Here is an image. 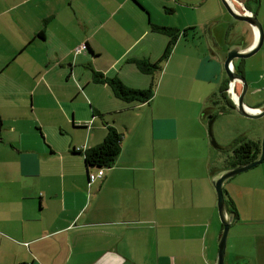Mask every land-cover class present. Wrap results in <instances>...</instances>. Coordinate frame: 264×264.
<instances>
[{
	"label": "crops",
	"instance_id": "0c3cea01",
	"mask_svg": "<svg viewBox=\"0 0 264 264\" xmlns=\"http://www.w3.org/2000/svg\"><path fill=\"white\" fill-rule=\"evenodd\" d=\"M198 1L0 0V264H215L222 225L209 175L212 167H225L226 154L213 152L203 126L183 131L179 123V104L199 114L212 81L221 88L229 79L222 77L223 42L210 44L200 34L208 0ZM240 1L255 13V0ZM201 10L203 18H197L194 12ZM257 16L264 26V0ZM155 25L181 34L155 76L151 119L144 127L146 116L130 110L108 84L96 83L91 68L148 87L150 76L131 61L160 59L169 36ZM244 34L246 49L256 33L247 24ZM83 44L87 48L76 53ZM261 48L264 60V43ZM241 65L248 82L244 100L258 107L264 103V61L250 76ZM182 71L192 78L184 79ZM193 89L197 99L193 93L190 98ZM105 122L125 135L122 151L105 177L89 184L84 155L73 150L100 144ZM220 135L230 145L239 136L261 142L260 132ZM192 151L201 155L185 160L209 174L202 181L186 175L182 188L180 176L165 180V171L179 164L170 152ZM261 180L256 189L264 193ZM245 183H225V197L236 208L232 189L241 203ZM247 184L250 200L255 181ZM252 207L247 218L238 207L230 228L264 219L252 214L255 202ZM242 243L235 234L228 238L231 264L238 258L236 246L245 254Z\"/></svg>",
	"mask_w": 264,
	"mask_h": 264
},
{
	"label": "rangeland",
	"instance_id": "374dc122",
	"mask_svg": "<svg viewBox=\"0 0 264 264\" xmlns=\"http://www.w3.org/2000/svg\"><path fill=\"white\" fill-rule=\"evenodd\" d=\"M217 2H219L218 6H217ZM195 3L197 5L199 1L195 0ZM204 10L207 11L208 20L206 22L207 24L205 28H202V33L200 34L202 38H204L206 42L210 44L212 43L214 44L217 41V39L223 42V46H224L223 51L222 52L219 51V52H220L221 58L224 59L225 57L224 55L226 53V47H228L229 45L233 43L236 45V43L240 44L241 42L245 41V37H246V34H244L245 23H242L240 20H236L228 12L222 0H208L206 4V8ZM202 12L203 10L199 12L195 11L194 13L197 18H203ZM196 17H193L195 18V21L197 20ZM191 33L193 34V32ZM197 35L199 36V33H197ZM262 53L263 52L261 53L257 52L248 58H238L236 59V61L237 62L240 61L241 64L244 63V68L246 69L247 73H249V76H250V74H255V67L263 63L264 60L262 58ZM196 56L197 54L195 53L194 57ZM224 61L222 64V68L224 70V74L222 75V77H224V75L228 77V74L225 70ZM162 68H163V65H162ZM190 69H193L192 66H190ZM161 70L155 73L154 75H148L150 77L146 79L147 82L145 85H147L150 82L152 83V81L154 80L153 77L158 76ZM250 70H254V71L250 72ZM182 77L186 80L192 78L189 76V72L187 71H182ZM155 79L157 83L159 78L157 77ZM216 86H217V83L215 81H212V85L210 86V90L212 92L211 94L212 98L211 96L209 97L208 102H206L205 106L206 105L212 106V110L214 109V113L217 114L215 117L214 125H213L214 135L217 141L221 145H224V146L230 145L227 142V140H225L223 136L220 135V130L226 134H229V133L234 134V133H238V131H245L246 134H249V135H252V133H255V136L257 133L260 132L261 135L259 136L261 137V145H262V139L264 136V116L259 117V118L246 117V116L241 115L238 111L234 109H230L227 106L225 99H223L221 96L222 94L221 88H218ZM195 92L196 90L194 89L191 92H189L190 98H191V94L193 93L194 98L197 99L198 95H196ZM217 96H219L220 98H217ZM212 99H214L215 101L214 103L212 102ZM192 104L193 103H190L191 106ZM129 105L130 103L127 106ZM150 108H151V105H149L148 103L147 105L140 104L138 109H134V107H131L130 110H136V113L141 114L142 118L146 116L144 127H147L151 119ZM179 108H180L179 123L181 124V127L183 128L182 130L185 131V130L191 129L193 128V126H196V127L203 126L205 130L207 131V135H208L209 142H210V137L208 133L209 121L211 120L210 117L205 116L202 112H199V114H196L195 110L193 112L190 110L182 111L180 104H179ZM183 108L185 110L188 109L187 102H183ZM160 109H161L160 107H156L157 114L166 115V111L164 109L162 110ZM148 132H149V127L147 128V130H145V133L148 134ZM124 136L125 135L123 134V137ZM182 150L184 149L180 148V151ZM230 151H231L230 149L220 150V149L213 147V152H215L216 154L223 153V152H230ZM200 155H201L200 153L195 152V151L189 152L188 154L184 152H182L181 154H178L176 152H170L168 156L171 158H175V159L179 158V164L178 162H175V164L172 167H169L165 171V180L170 179L167 176L168 174L170 176L172 175L180 176V180L178 181V185L180 186V188L184 186V182L181 179L185 177L186 175H191L194 177L197 176L198 180L202 181V176L205 174L207 175L209 174L207 169L205 170L204 167L201 168L199 163L195 164L191 161L185 160V158H188L190 156H200ZM164 156H167V154H164ZM216 160H213V162H215ZM214 165L215 163H213V166ZM261 176H263V179H264V162L260 163L259 165L251 169L243 171L239 173L238 175L234 176L233 178L229 179V182L231 184H235L236 182L238 183L241 181H246L245 187H244L245 189H243L242 191L244 195H243L241 203L239 202V195L237 193V190L232 189V193L236 198V202L239 203V206H237V208L239 207L241 209V213L243 214L244 218H247L248 216L251 215L250 210L253 208L252 205L254 202H255V212H253L252 214L255 215V217L264 218V193L256 189L262 184ZM209 178L212 184L213 191L215 193V198H217V202H218V194L216 192L214 183L212 182V176L209 175ZM254 181H255V194L253 193L254 195H252V199L249 200V198L251 197H249L250 193L248 191L249 187L247 183H252ZM228 186L230 187V185ZM228 186H224V188L228 189L229 188ZM169 187L172 188L171 180L169 182ZM198 188L199 186L197 185V189ZM177 193L180 195L182 193V189ZM216 194H217V197H216ZM228 199L229 198L226 199L228 201L227 205L229 208H231L232 204L229 203ZM216 214L220 221L219 228H221L222 221H221V218L218 212V208H217ZM252 222H254L252 223L253 225L246 224L245 226V223H243L239 226L234 225L232 229L230 228V232H229L230 235L228 238H230L231 240L235 234L238 239V242H243L242 246L245 249L244 250L245 254H241L238 251V246H236V252L234 253L238 256V258L234 264H264V219L261 220V219L255 218V221H252ZM253 241L255 245H253ZM230 256H231V249H229V256L225 258L226 259L225 264H231Z\"/></svg>",
	"mask_w": 264,
	"mask_h": 264
},
{
	"label": "trees",
	"instance_id": "16d2710c",
	"mask_svg": "<svg viewBox=\"0 0 264 264\" xmlns=\"http://www.w3.org/2000/svg\"><path fill=\"white\" fill-rule=\"evenodd\" d=\"M255 2L257 3L255 4V7L258 9L260 6V0H255ZM257 9L255 10V13H257ZM153 29L159 32H163L169 36L168 45L164 53L160 57V59L157 61H150L149 59L142 58V59H133L131 61L137 66L140 72L147 75H154L155 73L163 69L162 65L171 56L176 41L178 40L181 34V30L171 26L155 25ZM40 33L43 34V31H41ZM85 48H87V44H83L82 46H79L78 48H76V53L84 50ZM228 49L226 51H228ZM91 69L93 74V80L96 83L108 84L117 98L125 101L128 104L130 103V108L134 107V109H138L140 104L150 103L155 95V90L157 87L155 77H153L154 80L148 87L138 88L127 85L118 75L108 76L101 71L95 70L93 68ZM235 71L245 74L241 64H239L238 66L235 65ZM228 85H229V79L221 87V93H222L221 96L223 99H225L227 106L230 109L235 110L234 102L231 100V98L228 97V94L226 92V88L228 87ZM217 98L220 97L217 96ZM212 102L213 103L215 102L214 99H212ZM202 112L205 116H209L210 119L216 117L217 115L216 113H214V109L212 110V106L210 105H206L203 108ZM105 125L107 128V133L104 140L100 144L88 149L79 146L73 150L76 153L79 152L84 155L85 162L88 167L89 184H93L97 180L104 178L106 174V170L111 168L115 164L117 158L119 157L122 151L123 134L119 132L118 129L113 126V124H109L108 122H105ZM1 130H2V120L0 118V134H1ZM230 150H231L230 152H223L226 154V158L224 159L225 167L223 168L222 167L217 168V166L216 168L212 167L211 175H214L225 169L233 168L257 159L261 154V142H257L239 136L235 139ZM101 170L103 171V173L102 175H99ZM92 174L95 175L94 180H92L91 178ZM224 192L225 194L228 193L226 188H224ZM227 202L228 201H226V203ZM227 209L229 212L235 214V218L238 217V210L236 206L232 204L231 208L228 207ZM222 228H223V224H222Z\"/></svg>",
	"mask_w": 264,
	"mask_h": 264
},
{
	"label": "water",
	"instance_id": "95a60500",
	"mask_svg": "<svg viewBox=\"0 0 264 264\" xmlns=\"http://www.w3.org/2000/svg\"><path fill=\"white\" fill-rule=\"evenodd\" d=\"M228 12L236 19L242 22L248 23L256 33L255 43L249 48H243V42L240 44L233 45L229 48L227 56L224 61L225 70L228 74L229 85L226 88L228 97L234 102L235 110L238 111L241 115L251 118H259L264 116V103L258 107L248 106L244 100L245 94L248 90L247 78L243 73L237 72L234 69V61L238 58H248L255 53H257L263 43H264V28L263 24L259 20L257 13L251 11L244 4L243 10L238 11L237 6H235L233 0H222ZM236 1V0H235ZM241 86V89H238V86ZM214 121L215 117L211 118L209 121V137L210 143L214 148L220 150L231 149L232 145H221L215 135H214ZM264 161V136L262 139L261 145V154L260 156L248 163L241 164L239 166L225 169L221 172H218L213 175L212 182L216 188L218 194V212L223 223L222 232L218 241V252L215 264H225L226 250H227V241L230 231L231 224L235 219V214L229 212L227 209L226 197L224 192L225 183L232 177L238 175L239 173L251 169Z\"/></svg>",
	"mask_w": 264,
	"mask_h": 264
},
{
	"label": "flooded vegetation",
	"instance_id": "af4514ba",
	"mask_svg": "<svg viewBox=\"0 0 264 264\" xmlns=\"http://www.w3.org/2000/svg\"><path fill=\"white\" fill-rule=\"evenodd\" d=\"M234 1V4H235V6H237L236 8H237V10L238 11H241V10H243V6L241 5L242 4V2L240 1V0H233ZM242 23H245V25L247 26V24L248 23H246V22H242ZM249 25V24H248ZM228 52V51H227ZM226 56H227V54H226Z\"/></svg>",
	"mask_w": 264,
	"mask_h": 264
},
{
	"label": "built area",
	"instance_id": "2783aa9c",
	"mask_svg": "<svg viewBox=\"0 0 264 264\" xmlns=\"http://www.w3.org/2000/svg\"><path fill=\"white\" fill-rule=\"evenodd\" d=\"M102 173H103V171L101 170L100 173H99V175H102ZM91 178H92V180H94V179H95V175L92 174V175H91Z\"/></svg>",
	"mask_w": 264,
	"mask_h": 264
}]
</instances>
